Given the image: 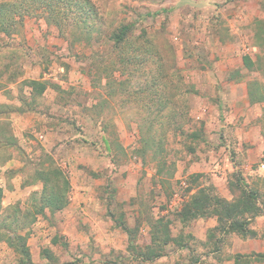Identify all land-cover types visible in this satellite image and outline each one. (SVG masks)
Segmentation results:
<instances>
[{
    "label": "rangeland",
    "instance_id": "rangeland-1",
    "mask_svg": "<svg viewBox=\"0 0 264 264\" xmlns=\"http://www.w3.org/2000/svg\"><path fill=\"white\" fill-rule=\"evenodd\" d=\"M90 1L95 14L73 8L61 27L50 24L49 10L39 3L30 7L33 12L0 14V86L26 77L15 107L67 123L70 138L63 136L67 143L52 154L60 162L57 166L68 173L71 183L77 174V186L99 190L118 221L138 228L140 246L167 254L151 264H208L209 259L178 254V244L165 240L170 231V239L194 242L193 220L182 226L179 210L193 195L220 196L222 180L215 186L213 170L234 184L232 203L241 196L253 202L251 208L247 204L250 212L264 213V173L258 170L264 147L256 146L264 140V101L250 96L252 107L237 116L233 110L231 116L221 106L217 90L209 89L213 106L204 109L198 98L205 90L204 77L190 72L239 50L241 60L249 58L251 64L235 77H243L251 94L262 90L252 82L264 86V0ZM128 24L130 28L122 32ZM33 78L49 83L43 97L27 93ZM24 129L32 142L15 150L20 163L9 167L12 171L4 173V181L0 165V183L13 189L10 196L4 194L6 204H11L0 212V241L8 243L5 252L0 245V255L7 260L17 246L27 244L34 223L46 232L51 225L49 214H38L29 196L41 186L33 183L36 167L47 169L54 158L42 157L39 163L40 138ZM74 139L80 142L78 147ZM64 157L71 160L68 167L62 165ZM209 163H218L219 170L214 166L210 170ZM252 193L258 198L245 195ZM11 201H19V210L10 206ZM252 221L264 237V218L255 216ZM234 236L228 235V241ZM27 257L20 253L21 264H31ZM75 259L70 263L79 264L81 257ZM241 261L264 264V253Z\"/></svg>",
    "mask_w": 264,
    "mask_h": 264
},
{
    "label": "crops",
    "instance_id": "crops-1",
    "mask_svg": "<svg viewBox=\"0 0 264 264\" xmlns=\"http://www.w3.org/2000/svg\"><path fill=\"white\" fill-rule=\"evenodd\" d=\"M244 66L246 67L244 59L241 60L238 50L234 56L219 60L212 65L207 64L204 68H200L199 72L197 70L190 72L191 74L202 75L204 77L203 84L205 90L203 93L198 94V98L204 102V109L213 106L210 102L209 89L217 90L221 99V106L231 116H233L231 114L233 110H235L234 115L237 116L239 111L243 112L245 109L252 107L248 83L242 76L235 77L234 75V73L236 74L239 71L243 72ZM25 78L21 77L15 81H11L7 87L0 86V165H2V169L4 170L1 176L2 181L5 179L4 173L8 170L9 173L12 171L9 167L17 164L16 161L20 163L15 158V150H22L24 144L32 142L33 138L30 134L25 133L27 131L24 128H28V132L40 138L39 142L41 145L39 144L38 146L41 152L38 158L39 163L43 160L42 157L54 158L52 156L53 152L59 146H64L67 143L62 139L63 136H66L67 140L70 138L66 122H61L51 114L42 112H38L40 113L38 114L31 110H21V108L18 110L15 107V99H19V96L22 94L20 86ZM33 80L38 79L33 78ZM49 87V83H46L44 91L39 93L33 87L27 86L29 88L27 93L30 97L38 96L40 98L47 94L50 89ZM41 102H43V99ZM53 105H55V102ZM256 114L261 115V112L256 111ZM36 120L43 122L41 127H36ZM74 143H78L76 147L80 145V142H76L75 139ZM256 146L258 148L264 147V140L261 139ZM78 160H83V158L78 157ZM70 164L71 160L69 158L64 157L62 159V165H65V167H68ZM48 165H50L49 168H53L60 165V162L54 158L49 161ZM208 166L211 170V167L214 165L212 166L209 163ZM218 166L219 164L217 163L214 167L218 169ZM41 169L42 167L37 166L34 171L35 180L33 183H41V189H39L40 187L37 188L38 190L33 188L35 191H32L29 196V201L31 200V202L34 195L40 196L45 189V184L42 180L43 176L40 172ZM16 171L14 170L11 176ZM65 173L69 178L68 173ZM212 174L215 186L220 179L222 180L220 181L219 195L231 201L234 198V194L229 186L230 181L227 179L228 177L223 175L222 178V174L220 173V175L214 170ZM75 176L74 180L76 182ZM69 181L72 192L70 188V192H68V204L61 209L53 210L51 207L45 208V214H49V221H51V225H48L49 230L47 232L38 230L39 222L33 225V231L30 237H28L26 244L32 264H71V261L76 260L75 257H81L79 264H126L129 260L134 264H140L141 261L136 260L128 250V233L110 216V207L105 203L102 193L99 190L93 191V189L86 191L84 187L77 186L74 181L71 183L70 178ZM247 182L252 184L250 180ZM5 184L0 183L2 190L0 212L8 208V204H11H6L4 194L7 191L10 196L13 189L9 190ZM88 199L99 200L100 203H87ZM11 202L14 205L10 206L19 210V201ZM258 216L264 218V213ZM252 222L250 228L253 230V233L243 235L236 230L225 233V230L221 229L220 222L216 216L196 218L193 220L192 227H190L194 242L186 247L178 246L176 251L178 254H187V252L190 255L194 254L200 261L209 259L208 264H243L242 258L264 253V237L256 231L258 230L256 228L257 223ZM182 226L185 225L183 224ZM232 233L235 236L229 242L228 235ZM6 243V241H0V245L3 248L2 252L7 250V245H4ZM41 244H45L44 249L41 247ZM13 252L14 257L8 260L0 255V264H21L20 253L18 251ZM166 255L164 253L162 256L152 260L153 262L142 261L141 263H156Z\"/></svg>",
    "mask_w": 264,
    "mask_h": 264
},
{
    "label": "trees",
    "instance_id": "trees-1",
    "mask_svg": "<svg viewBox=\"0 0 264 264\" xmlns=\"http://www.w3.org/2000/svg\"><path fill=\"white\" fill-rule=\"evenodd\" d=\"M37 3H39L42 8H46L49 10L50 13L48 16V20L50 24H53L57 27H61V22H63V20H67L69 13L74 10L73 8L79 7L85 10L86 14H95L93 8H91V10L89 9L90 7H92L91 5H93L90 0H19L18 2H4L0 4V14L4 15L17 11L20 15H22L26 12H33L30 7L36 5ZM63 9H67V11L61 14L60 12ZM87 17L88 16L86 15L85 18L87 19ZM81 22L83 24L87 23L86 20H83ZM129 28L130 24L124 26L122 28V32H126ZM244 63L246 66H249L251 64V60L249 58H246L244 59ZM258 85H260V88H262V90H260L258 93H255L251 89L253 93L250 94V96H252L256 100V102H262L264 101V86L262 84H258L257 82H252L253 87ZM30 86L33 87L34 90L35 88H37L38 92L42 93L46 88V83L41 84L37 80H32L30 81ZM149 143L151 144V140H149ZM40 172L43 176L42 180L45 184V189L40 196L34 195V197L32 198V202L36 209L35 211L38 214H45L46 207H51L53 210L63 208L69 202L68 192H70L71 188L69 178L66 175L65 171L61 167L57 166L53 168L48 167L47 169L43 167ZM229 186L232 189L234 187V184L230 182ZM1 194L2 190L0 188V198ZM245 195L250 198H253L255 195V198H258V196L256 197V194L254 193ZM239 197L238 200L237 198L235 199L236 203H232V201L222 198L221 196L210 198V196H208L207 194L193 195L191 202L185 204L182 209L179 210V219L185 225L186 223H188V221L195 220L199 217L216 216L218 218V221L220 222L221 229L223 231L225 230V233L236 230L243 235L252 234L253 232L249 227V222L252 221L253 217L260 215L261 210L260 212H250L249 208L254 205L253 202L243 199V197L241 196ZM248 203L250 204L249 208L247 206ZM241 213H249L250 215L248 216L247 220H241L239 219V217L242 215ZM109 214L112 218H114L117 224L128 233V250L136 260H140L141 262L152 261L164 254L160 250L154 249L150 245H146L144 247L140 246L137 243V237L135 235L136 232H138V228L133 229L126 220L118 221V216L114 213L111 207L109 210ZM166 229L165 230L168 232L169 229L167 227ZM169 234L165 242L169 243L168 241H171L178 244V246L180 247H186L189 245L185 241L184 237H182V239L171 237L170 239ZM153 236L152 243L159 237L157 234ZM16 239H18L17 236ZM9 240L11 241V239ZM11 242L16 246L18 245V241L14 242L12 240ZM17 247V251L19 253H22L25 257L28 256L27 258L30 262L31 260L28 247L26 245L24 246V243Z\"/></svg>",
    "mask_w": 264,
    "mask_h": 264
},
{
    "label": "built area",
    "instance_id": "built-area-1",
    "mask_svg": "<svg viewBox=\"0 0 264 264\" xmlns=\"http://www.w3.org/2000/svg\"><path fill=\"white\" fill-rule=\"evenodd\" d=\"M258 170L259 172L264 173V159L260 162Z\"/></svg>",
    "mask_w": 264,
    "mask_h": 264
}]
</instances>
